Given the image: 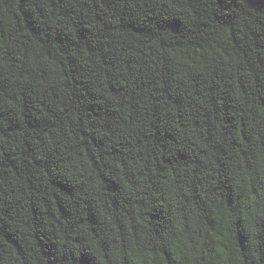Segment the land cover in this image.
Masks as SVG:
<instances>
[{
    "label": "trees",
    "instance_id": "1",
    "mask_svg": "<svg viewBox=\"0 0 264 264\" xmlns=\"http://www.w3.org/2000/svg\"><path fill=\"white\" fill-rule=\"evenodd\" d=\"M0 264H264V0H0Z\"/></svg>",
    "mask_w": 264,
    "mask_h": 264
}]
</instances>
